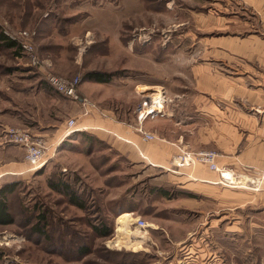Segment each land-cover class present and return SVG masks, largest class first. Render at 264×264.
I'll return each mask as SVG.
<instances>
[{"label":"rangeland","instance_id":"374dc122","mask_svg":"<svg viewBox=\"0 0 264 264\" xmlns=\"http://www.w3.org/2000/svg\"><path fill=\"white\" fill-rule=\"evenodd\" d=\"M188 6L189 0H0V28L13 36L29 31L38 60L33 64L26 51L16 54L0 44V171L12 170L0 176V184L18 182L8 200L14 221L0 224V264H264V221L233 220L237 210L229 214L208 197L220 198L216 190L201 184L192 190L188 182L171 181L176 180L168 174H175L171 169L130 161L113 144L81 133L84 129L61 137L71 113L64 104L72 100L44 88L48 73L72 72L84 79L85 69L102 68L113 77L136 75L107 63L139 59L143 39L171 45L179 31L186 39L191 21L200 27L203 19L189 21ZM216 17L207 20L213 35L223 29ZM178 20L185 25L174 31ZM77 62L82 67H75ZM155 97L164 99L162 104L172 102L160 89L142 94L137 105ZM11 128L46 140V159L36 170L28 168L20 143L5 134ZM55 131L58 137L52 140ZM56 172L75 180L87 208L69 203L48 185V176ZM41 211L44 234L34 228ZM123 214L132 223L131 241L122 245L113 239ZM98 222L109 224L112 232L96 234L92 224ZM81 246L88 251L81 254Z\"/></svg>","mask_w":264,"mask_h":264},{"label":"crops","instance_id":"0c3cea01","mask_svg":"<svg viewBox=\"0 0 264 264\" xmlns=\"http://www.w3.org/2000/svg\"><path fill=\"white\" fill-rule=\"evenodd\" d=\"M186 10L189 21L193 16L203 18L200 27L197 21H191L189 30H185L186 39L180 38V31L171 45L164 40L143 39L139 59L129 58L126 63L109 59L110 66L121 65L136 75L115 76L106 83L81 79L78 93L87 102L70 98L72 105L64 104V111H71L68 118H76L83 133L113 144L130 161L149 163L154 169L169 168L175 174H168L176 178L171 181L188 182L190 189L201 184L216 190L220 198L211 194L208 197L219 201L229 214L237 210V214H232L236 216L233 220L249 217L261 223L264 87L259 81L264 77V0H189ZM216 15L215 21L223 29L213 35L207 23ZM184 25L178 20L173 24L174 31ZM75 67L82 64L77 62ZM60 75L72 77V72ZM138 88H144L143 92ZM160 89L172 97V102L163 104L160 117L143 122L144 129L156 135L145 140L135 129L134 109L142 94L150 96ZM155 108L160 109L161 103ZM57 133H52V140L58 137ZM201 149L215 150L218 164L238 174L242 185L221 183L219 172L201 162L177 170L173 166L172 158L177 152ZM16 167L19 165L13 166ZM8 171L12 172L0 171V176ZM252 177L258 182L246 184L245 180ZM194 194L189 198L194 199ZM247 211L252 214L248 216Z\"/></svg>","mask_w":264,"mask_h":264},{"label":"built area","instance_id":"2783aa9c","mask_svg":"<svg viewBox=\"0 0 264 264\" xmlns=\"http://www.w3.org/2000/svg\"><path fill=\"white\" fill-rule=\"evenodd\" d=\"M8 37L15 39L20 42L23 51H26L30 54L29 58L33 64H37L38 60L33 50L32 45L29 42L30 32L27 30H19L17 35H10L5 33ZM47 82V85L50 86L54 92L69 97L73 100H81L82 103H86L87 100L85 98H81L78 93V86L80 83V76H72V77H64L54 73H48L44 78ZM259 84L264 87V77H262L259 81ZM164 98V97H163ZM163 101L161 102V108L155 111V106H159L160 102L153 99L147 100L143 99L136 107L135 114L137 119V126L135 129L141 133L142 138L145 140H151L156 138V135L144 129L143 121L147 118H155L157 115H162V107ZM82 128L77 126L76 118H68L65 123V128L63 135L61 137L68 136L72 131L81 130ZM10 140L17 141L23 148V158L24 161L28 164L29 169H36L39 167L43 161L46 159V152L48 149V145L45 139L41 136L33 135L30 132L11 128L8 129L5 133ZM173 165L174 166H182L194 164L197 162L204 163L208 166V168L218 171L220 179L219 181L224 184L231 185H242L238 174L230 172L233 178L231 180L227 179L225 176L226 170L225 166H221L217 162V152L213 149H201L198 151L191 150H181L177 152L173 156ZM257 178H248L246 179V184L255 185L258 181ZM137 223L139 226L144 225V220L138 218Z\"/></svg>","mask_w":264,"mask_h":264},{"label":"trees","instance_id":"16d2710c","mask_svg":"<svg viewBox=\"0 0 264 264\" xmlns=\"http://www.w3.org/2000/svg\"><path fill=\"white\" fill-rule=\"evenodd\" d=\"M0 44L6 49H12L16 54H22L24 51L19 41L8 37L0 28ZM114 73L107 71L91 70L83 74L82 78L89 79L95 82L106 83L109 82ZM44 88L47 91L54 92L53 89L47 85L45 79H43ZM82 131V130H81ZM80 131V132H81ZM83 133V132H81ZM85 134V133H84ZM36 170V169H35ZM62 172H56L50 174L47 178L48 185L55 191L63 194L67 201L79 208H87L86 198L84 191L78 189L75 180L69 179ZM18 182L16 180L5 181L0 184V224H8L14 221L13 215L10 211L9 196L15 191ZM165 192V191H164ZM45 221V212L41 211L38 214L37 220L34 224L35 230L44 234L43 225ZM94 232L100 236L109 235L112 232V228L106 222H98L92 224ZM80 253L84 254L88 251L86 246L80 247Z\"/></svg>","mask_w":264,"mask_h":264},{"label":"bare ground","instance_id":"6f19581e","mask_svg":"<svg viewBox=\"0 0 264 264\" xmlns=\"http://www.w3.org/2000/svg\"><path fill=\"white\" fill-rule=\"evenodd\" d=\"M162 100V99H161ZM159 98L157 99V101H160V103L162 102ZM157 110V108H155V111ZM225 176L227 179L231 180L233 178V176L231 175L230 172H226L225 173ZM137 219H135L136 221ZM134 221V222H135ZM132 223L131 222V218L128 214H123L121 216L118 217V220H117V230H116V233L117 235L115 236V238L113 239V241L116 243V244H122L124 242H130L131 241V238L129 236V224ZM139 238H142L141 236L137 235ZM140 241V239H139ZM129 244V243H127ZM135 245V247H140L141 245H139V243H133ZM127 246V245H125Z\"/></svg>","mask_w":264,"mask_h":264}]
</instances>
